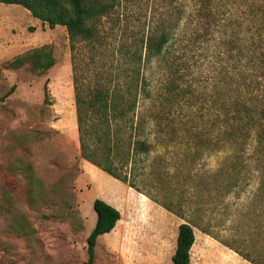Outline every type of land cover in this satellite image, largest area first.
Wrapping results in <instances>:
<instances>
[{
	"label": "rangeland",
	"instance_id": "374dc122",
	"mask_svg": "<svg viewBox=\"0 0 264 264\" xmlns=\"http://www.w3.org/2000/svg\"><path fill=\"white\" fill-rule=\"evenodd\" d=\"M253 2L133 0L100 19L98 40L75 49L65 26L0 2V264H87L96 198L121 218L98 238L94 264H174L185 220L164 201L209 228L194 227L191 264H253L236 251L246 244L264 255V203L251 201L257 175L230 189V178L210 174L226 155L231 103L255 95ZM202 7L210 17H201ZM161 22L172 31L168 50L143 61L148 91L140 87L135 112L159 142L135 174L139 191L82 157L74 76L87 85L119 73L123 45L139 44ZM46 45L55 58L46 71L9 65Z\"/></svg>",
	"mask_w": 264,
	"mask_h": 264
},
{
	"label": "trees",
	"instance_id": "16d2710c",
	"mask_svg": "<svg viewBox=\"0 0 264 264\" xmlns=\"http://www.w3.org/2000/svg\"><path fill=\"white\" fill-rule=\"evenodd\" d=\"M131 1L133 0H0L6 4L22 5L34 17L48 23L51 28L57 25L65 26L72 49H75L77 43L98 40L100 19L122 3ZM252 5L255 8L252 12L253 17L259 20L257 44L248 48L252 54L251 62L257 70L253 81L255 95H251L250 92L249 97L231 103L227 112V129L224 136L226 155L210 174L230 178V189L237 186L248 174L249 178L256 174L258 186L251 201L263 204L264 0L253 2ZM201 9L203 10L201 17L211 16L210 11L204 12L203 7ZM171 32V28L165 22L154 23L139 39V44L134 42L129 45L131 46L129 49L127 48L129 46L123 45L122 50H125L124 53H128V56L119 73L110 72L107 78H100L87 85L82 84L80 78L74 76L82 157L114 178L128 182L139 191L141 190L134 178L135 174H141L142 157L150 156L159 144L151 135L144 134L143 125L146 121L135 120L139 89L141 87L142 91H148L145 88L146 79L141 74V66L143 61L149 63L161 60L168 50ZM54 63L53 47L46 45L17 56L9 65L13 68L27 66L32 71L42 73ZM147 96L150 97L149 92L145 98ZM154 116L155 114L151 115V121H155ZM130 174L132 178L129 177ZM147 195L154 197L150 193ZM162 204L185 220L178 228L173 263L191 264V250L196 240L194 227L211 234L209 228L199 226L198 222L190 220L184 211L175 209L169 202L164 201ZM93 207L97 217L87 239V264L95 262L98 238L112 231L121 218L120 210L102 198H96ZM201 209L202 207L196 208L195 214L199 215ZM255 249L256 247L246 244L243 248L237 247L236 251L253 264H264V255L257 254Z\"/></svg>",
	"mask_w": 264,
	"mask_h": 264
},
{
	"label": "crops",
	"instance_id": "0c3cea01",
	"mask_svg": "<svg viewBox=\"0 0 264 264\" xmlns=\"http://www.w3.org/2000/svg\"><path fill=\"white\" fill-rule=\"evenodd\" d=\"M87 162H89L88 160H87ZM90 163V165H93L94 166V164H92L91 162H89ZM85 173H87V174H89V171L88 170H86V172Z\"/></svg>",
	"mask_w": 264,
	"mask_h": 264
}]
</instances>
